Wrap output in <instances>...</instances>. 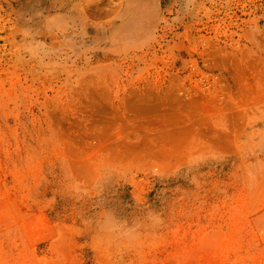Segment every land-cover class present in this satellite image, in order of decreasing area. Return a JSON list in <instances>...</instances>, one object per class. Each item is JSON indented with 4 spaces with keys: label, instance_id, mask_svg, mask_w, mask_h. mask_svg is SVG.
I'll use <instances>...</instances> for the list:
<instances>
[{
    "label": "rangeland",
    "instance_id": "1",
    "mask_svg": "<svg viewBox=\"0 0 264 264\" xmlns=\"http://www.w3.org/2000/svg\"><path fill=\"white\" fill-rule=\"evenodd\" d=\"M0 264H264V0H0Z\"/></svg>",
    "mask_w": 264,
    "mask_h": 264
}]
</instances>
